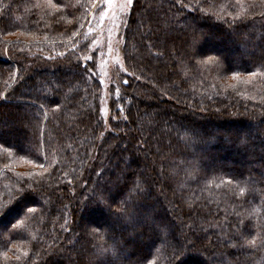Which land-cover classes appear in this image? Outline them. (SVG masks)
<instances>
[{
	"label": "trees",
	"instance_id": "obj_1",
	"mask_svg": "<svg viewBox=\"0 0 264 264\" xmlns=\"http://www.w3.org/2000/svg\"><path fill=\"white\" fill-rule=\"evenodd\" d=\"M90 1L0 0V264H264V0H133L108 125Z\"/></svg>",
	"mask_w": 264,
	"mask_h": 264
},
{
	"label": "rangeland",
	"instance_id": "obj_2",
	"mask_svg": "<svg viewBox=\"0 0 264 264\" xmlns=\"http://www.w3.org/2000/svg\"><path fill=\"white\" fill-rule=\"evenodd\" d=\"M131 5L132 3L127 4L126 0H112L110 4H101L99 7H95L92 0L82 15L84 19L82 18L77 30L82 32L83 39L88 42L87 53L83 58L92 57V54L96 55V71L102 86L101 114L106 125L112 119L110 108L112 100L121 93L122 86L127 81L128 72L123 54V34ZM101 11L105 13L103 18L100 15ZM77 35L78 33L62 40L58 39L52 44L63 41L67 45H72L77 39ZM98 214L100 212L93 215L97 216ZM82 218L89 221L88 217L82 216ZM2 225L4 226V224ZM106 228L109 231L112 230L109 224ZM113 228L119 230L114 225Z\"/></svg>",
	"mask_w": 264,
	"mask_h": 264
},
{
	"label": "snow or ice",
	"instance_id": "obj_3",
	"mask_svg": "<svg viewBox=\"0 0 264 264\" xmlns=\"http://www.w3.org/2000/svg\"><path fill=\"white\" fill-rule=\"evenodd\" d=\"M111 2H112V0H93V4H94L95 7H99L101 4H105V5L106 4H110ZM132 2H133V0H126L127 4H131ZM49 3H51V0H49ZM100 15L103 18L105 16V13L103 11H101ZM85 59L86 60H92V57L91 56H86ZM83 71L87 72L88 69L85 68ZM40 167H43V165L41 164ZM27 193H28V190L22 187L17 194L19 196H23V195H25ZM28 211L29 212H34L35 210L32 209V208H29ZM254 242H255V240L249 241V243H254Z\"/></svg>",
	"mask_w": 264,
	"mask_h": 264
}]
</instances>
